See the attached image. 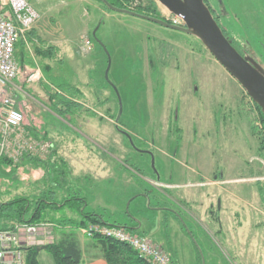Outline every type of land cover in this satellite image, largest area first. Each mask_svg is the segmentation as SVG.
<instances>
[{"label": "rangeland", "instance_id": "374dc122", "mask_svg": "<svg viewBox=\"0 0 264 264\" xmlns=\"http://www.w3.org/2000/svg\"><path fill=\"white\" fill-rule=\"evenodd\" d=\"M28 1L40 16L17 43L16 58L20 53L23 67L29 65L19 73L24 79L40 68L47 80L13 92L26 132L53 144L40 159L69 163L66 180L71 193L80 188L86 195L85 212L132 228L135 216L154 229L153 239L176 264H264V150L253 128L259 133L263 122L241 83L188 32L99 0ZM157 6L162 17L183 23ZM237 37L238 48L254 49L264 67V40ZM43 42L52 46L44 49ZM46 51L56 58L54 69L42 70ZM49 72L64 80L67 98L78 101L64 116L49 100L60 88ZM2 157L21 162L0 146ZM2 164L7 172L13 167ZM160 175L164 185L157 187L152 180ZM35 179L42 185L36 193ZM49 180L44 167L21 164L10 180L0 177V202L14 194L42 196ZM164 204L179 218L159 212Z\"/></svg>", "mask_w": 264, "mask_h": 264}, {"label": "trees", "instance_id": "16d2710c", "mask_svg": "<svg viewBox=\"0 0 264 264\" xmlns=\"http://www.w3.org/2000/svg\"><path fill=\"white\" fill-rule=\"evenodd\" d=\"M99 1L104 6H106V4H104L101 0ZM109 2L115 7L124 9L129 8L139 14L142 13L151 17H164H162L161 15V11L159 9V6H157L156 0H146V3L143 0H109ZM131 2H136V4L132 6ZM168 21L174 23L173 20L169 19ZM30 31L27 33L28 35L29 33H31ZM20 40L23 41L24 38H21ZM17 43L16 47L18 45ZM30 73H28V75ZM47 76V78L50 80L55 79L56 81H59V79H57L58 77L54 76L53 73L49 72L47 73ZM58 83H60L58 84L60 86L58 90L61 93L58 90L52 92V94H49V91L47 92L49 94V100L53 104V109L59 115L64 116L66 111H69L68 109L70 108V106L75 105V103H78V101L69 99L67 98L68 96L64 94L65 92L63 89L65 88L64 85L66 84L64 80L63 82L59 81ZM75 88L80 92L78 87ZM254 104L260 112L263 127H261L259 133L256 131L257 127L253 128L255 134H258L257 138L260 140L259 150H264V113L262 112L260 105H257L256 103ZM65 107H67L66 111H64ZM32 134L38 138H41L39 134L33 132ZM20 161L21 162L18 165H13L14 163L10 159L8 160L5 157L0 158V177L3 175L10 180L17 173L20 165L24 164L30 165L34 169H37L38 167H44L45 171H49V182L51 183L49 184L47 190H44L42 196L37 197L35 195L33 197H30L28 194H16L11 196L10 199L0 202V232H17L18 226L23 225L34 226L46 224L47 222L56 224L57 220L64 221L65 219H56V216L54 215L57 214L59 210L68 208H71L72 211L78 212L79 214L83 215L81 223L78 225H73L72 227L74 228H80V226H82L83 228L92 222L100 224L104 223L113 226L118 225L125 228L129 227L128 225L109 223L104 218V215H100L95 212H85L86 206L88 205L87 199L80 194L78 195L76 192L71 193L72 187L69 185L70 181L66 180V174L68 172L67 160L62 159V161H59L58 159H55L48 162L47 160H41L37 156L27 155L22 156L20 158ZM2 163H10L11 165H13V167L9 170V172H7L2 168ZM58 163L61 167H57ZM45 177L46 176L44 174V180ZM53 188H56V190H54ZM260 190L262 191V196H264V186L262 187V189L260 188ZM91 238L95 239L101 244V249H103V258L108 261V264H152L149 259L143 257L128 243L119 241L111 237L100 235H94ZM19 249L23 253V264H40L39 256L43 251L48 252L52 256L53 262L55 264H84V261H82L83 250H81L80 248L79 240L76 237L74 230L69 231V233L65 232L62 238H60L58 241L48 242L44 245L24 244Z\"/></svg>", "mask_w": 264, "mask_h": 264}, {"label": "built area", "instance_id": "2783aa9c", "mask_svg": "<svg viewBox=\"0 0 264 264\" xmlns=\"http://www.w3.org/2000/svg\"><path fill=\"white\" fill-rule=\"evenodd\" d=\"M39 16L28 0H0V146L2 152H9L16 159L25 154L43 159L53 150L51 141L36 137L31 130L26 132V116L13 92L19 74L16 43L26 38ZM174 22L178 23V19ZM86 43L91 49L90 40ZM42 76L39 68L31 72L27 80L40 81ZM83 232L90 238L100 235L128 243L152 264H175L165 248L154 239L136 235L122 226L92 222L83 227ZM0 242V264H23V253L19 250L21 241L16 232H0Z\"/></svg>", "mask_w": 264, "mask_h": 264}, {"label": "water", "instance_id": "95a60500", "mask_svg": "<svg viewBox=\"0 0 264 264\" xmlns=\"http://www.w3.org/2000/svg\"><path fill=\"white\" fill-rule=\"evenodd\" d=\"M108 8L155 21L170 28H176L200 38L207 49L222 66L241 83L252 100L260 105L264 113V67L251 56L242 55L225 36L215 16L205 0H157L175 16L183 19V24L171 23L166 18L148 16L132 9L115 7L109 0H101ZM131 139V137H130Z\"/></svg>", "mask_w": 264, "mask_h": 264}, {"label": "crops", "instance_id": "0c3cea01", "mask_svg": "<svg viewBox=\"0 0 264 264\" xmlns=\"http://www.w3.org/2000/svg\"><path fill=\"white\" fill-rule=\"evenodd\" d=\"M60 37L61 38L58 39L59 42L62 39V36H60ZM91 43H92V41H91ZM41 45L43 46L44 49L50 48V46H52V44H46L45 42L41 43ZM56 48H57V46L54 45V47L51 49V51L52 52L55 51ZM93 49H94V45H92L91 50H93ZM17 50H18V46L16 47L15 55L17 53ZM53 55L54 54H51V53L49 54L47 51L43 54L44 59H42V62H43V68L44 69L42 68V70L54 69L52 62L56 58ZM18 57H20L18 59L19 72H28L29 65L23 67V63L27 64L26 60L23 61V58H25V57L20 56V53L18 54ZM48 65L52 66V68L48 67ZM54 73L58 74L55 70H54ZM54 73H53V75H54ZM45 74H46V71L43 72V77L40 80L41 82L46 80ZM56 74L54 76L60 77L59 75H56ZM25 78L23 79V75L20 76V73L18 74L17 78L15 79L14 87H13L15 89V90L13 89L15 92H16V90H17V92H19V89H21L23 87V85H28V84L32 85L31 84L32 82H28L27 76ZM36 83H40V82L34 81L33 84H36ZM83 121L85 122V120H83ZM57 151L55 150L56 155H57ZM68 169H69V163H68ZM159 178H160L159 180H155V181H160L162 178L161 175L159 176ZM152 181H154V180H152ZM217 182H220V181L219 180L210 181L209 183L218 184ZM225 182H226V184H228V183L231 184L233 182V179L227 178L225 180ZM33 186H34L33 192L36 193V192H38V190L41 189L39 187H41L42 185H41V183H39V181H37L35 179V180H33ZM167 186H169V185L167 184ZM175 186H178V184L177 185L175 184ZM77 190L79 191V192H76L78 195L80 194L81 196H83L87 199L86 195H84V193L80 191V188H78ZM14 195H16V194H14ZM174 199H176V198H174ZM166 206H168V205H165L164 207H166ZM163 209H165V208H161V207L157 208V210L159 212L164 211ZM85 211H86V209H85ZM165 211H167V210L165 209ZM61 212H63V214H61ZM167 212H169V211H167ZM169 213L171 214V212H169ZM64 215L68 217L67 219H72V220H67L65 218L66 220H64V221H58L57 220L56 224L51 223V222H47L46 224H40V225H34V226H29V225L20 226L17 232H19L18 235L20 237V241H21L22 245H24V244H28V245L41 244V245H44V244H47L48 242L58 241L60 238H62V236L65 232L69 233V231L74 230L76 237L79 240L80 248H81V250H83L82 261H84V264H108V261L103 258V249H101V244L98 241H96L95 239L87 237V235L82 230V226H80V228L72 227L73 225H78L81 223V221L83 219V215L79 214L78 212L72 211L71 208H68V209H64V210H59L57 212V214H55L54 216H56V219L57 218L62 219ZM133 217L134 218H132V219L134 221L130 224V225H133V228L129 227L128 229L131 230V232L136 234V235H138V234L147 235L153 239V236L151 234L154 233V232H152L154 229L151 227H149V228L146 227L145 224H143V222L141 220H139L135 216H133ZM167 218H168V216H167ZM109 223H111V222H109ZM112 223L121 224V223L116 222V221L112 222ZM145 227H146V229H145ZM142 228H144V230H147L148 232L142 231ZM39 263L40 264H55L53 262L52 256L46 251L41 252V254L39 256Z\"/></svg>", "mask_w": 264, "mask_h": 264}, {"label": "flooded vegetation", "instance_id": "af4514ba", "mask_svg": "<svg viewBox=\"0 0 264 264\" xmlns=\"http://www.w3.org/2000/svg\"><path fill=\"white\" fill-rule=\"evenodd\" d=\"M205 3L210 7L225 36L229 38L240 53L255 59L254 49L253 52L250 49H240L235 41L237 36L251 40L256 35L264 40V0H205ZM144 153L152 155L150 151H144ZM225 180L223 181L225 182ZM152 183L157 187L164 185L155 180ZM164 208L179 218V214L173 206L168 205Z\"/></svg>", "mask_w": 264, "mask_h": 264}, {"label": "bare ground", "instance_id": "6f19581e", "mask_svg": "<svg viewBox=\"0 0 264 264\" xmlns=\"http://www.w3.org/2000/svg\"><path fill=\"white\" fill-rule=\"evenodd\" d=\"M168 11H169V9L166 7V6H164ZM170 12V11H169Z\"/></svg>", "mask_w": 264, "mask_h": 264}]
</instances>
